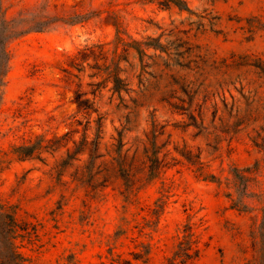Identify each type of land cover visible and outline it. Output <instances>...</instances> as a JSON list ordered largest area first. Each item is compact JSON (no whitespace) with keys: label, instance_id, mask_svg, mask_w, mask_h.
I'll list each match as a JSON object with an SVG mask.
<instances>
[{"label":"rangeland","instance_id":"1","mask_svg":"<svg viewBox=\"0 0 264 264\" xmlns=\"http://www.w3.org/2000/svg\"><path fill=\"white\" fill-rule=\"evenodd\" d=\"M0 15V264H264V0Z\"/></svg>","mask_w":264,"mask_h":264},{"label":"trees","instance_id":"2","mask_svg":"<svg viewBox=\"0 0 264 264\" xmlns=\"http://www.w3.org/2000/svg\"><path fill=\"white\" fill-rule=\"evenodd\" d=\"M50 25V22L46 23V26ZM44 27L37 28L36 26H31L28 30H18L16 28L15 20H7L0 15V85L5 77L8 64H9V54L6 49L7 43L13 39H16L24 34L32 31H41ZM35 151L34 147H17L15 152L23 157H30Z\"/></svg>","mask_w":264,"mask_h":264}]
</instances>
